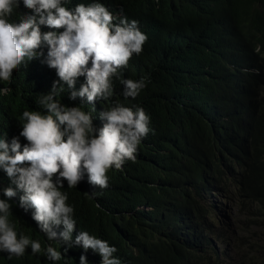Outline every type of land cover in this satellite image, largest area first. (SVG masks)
Returning a JSON list of instances; mask_svg holds the SVG:
<instances>
[{
	"label": "trees",
	"instance_id": "obj_1",
	"mask_svg": "<svg viewBox=\"0 0 264 264\" xmlns=\"http://www.w3.org/2000/svg\"><path fill=\"white\" fill-rule=\"evenodd\" d=\"M92 1L83 0L85 5ZM101 1L108 9V4L121 5L142 25L143 50L113 77L109 101L90 106L79 98L71 101L66 87L57 99L89 113L90 107L107 110L117 102L139 104L151 111L154 132L136 160L111 179L107 196L92 203L98 192L87 188L85 178L76 188L65 182L61 191L78 222L96 237L108 236L122 264H264V0H208L202 12H196V0L181 10L177 22L165 18L168 5ZM28 11L21 5L12 18L18 21ZM41 59L21 64L9 83L0 84L11 89L0 96V135H18L23 111L43 110L39 98L58 77ZM127 73L147 77L148 83L136 98L123 102L121 81ZM83 81L77 80V89ZM7 186L0 172V188ZM223 188V200L237 208L230 228L215 219L219 200L214 192ZM146 205L153 211L145 216L141 206ZM9 219L18 234L39 240L44 249L51 242L31 211L18 207V197ZM200 226L195 245L185 232ZM223 243L227 252L217 247ZM82 253L71 250L56 264H79ZM87 259L94 264L93 257ZM0 264L53 263L0 253Z\"/></svg>",
	"mask_w": 264,
	"mask_h": 264
},
{
	"label": "clouds",
	"instance_id": "obj_2",
	"mask_svg": "<svg viewBox=\"0 0 264 264\" xmlns=\"http://www.w3.org/2000/svg\"><path fill=\"white\" fill-rule=\"evenodd\" d=\"M165 1L147 0V4L152 8L168 5L165 18L177 22L181 10L196 0ZM70 3L74 7L66 6ZM207 4L208 0H198L196 12L204 11ZM21 5L29 11L15 21L12 16ZM108 7L101 0L88 5L83 0H0V84L9 83L21 64L38 58L58 77L39 98L43 110L23 111L18 135H0V172L9 180V186L0 188V253H7L9 259L34 257L56 264L77 248L83 252L79 264H89L87 256L93 257L94 264H122L109 237L88 232L67 203V193L61 191L65 182L68 188H76L85 178L87 188L98 192L92 203L107 196L111 179L136 160L154 132L151 111L145 112L139 104L128 107L117 102L107 110L90 107L89 113L57 99L66 87L71 101L79 98L88 106L109 101L114 93L113 77L128 66L134 54L142 52L147 40L142 25L121 5ZM42 27L49 30L42 31ZM80 77L84 81L77 89ZM121 83L123 102H129L147 86L148 78L127 73ZM10 91L0 87V96ZM216 191L219 204L224 201V188ZM17 197L18 207L25 213L31 211L37 228L51 241L45 249L39 240L18 234L10 221L12 201ZM218 204L215 219L230 228L236 217L226 222ZM141 208L145 216L153 211L148 205ZM176 227L182 226L176 223ZM202 229L190 228L191 234H185L196 245ZM52 241L63 245L56 249ZM217 247L227 252L226 243Z\"/></svg>",
	"mask_w": 264,
	"mask_h": 264
},
{
	"label": "rangeland",
	"instance_id": "obj_3",
	"mask_svg": "<svg viewBox=\"0 0 264 264\" xmlns=\"http://www.w3.org/2000/svg\"><path fill=\"white\" fill-rule=\"evenodd\" d=\"M218 196V195H217ZM220 198V197H218ZM220 207L221 217L226 222H229L232 218L237 216V208L233 202L226 200L218 204ZM219 215L217 214V217Z\"/></svg>",
	"mask_w": 264,
	"mask_h": 264
}]
</instances>
